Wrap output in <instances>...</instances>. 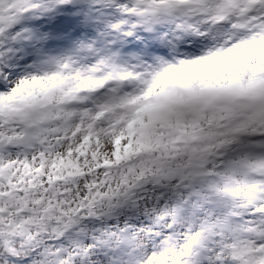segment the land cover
<instances>
[{
    "label": "snow or ice",
    "instance_id": "1",
    "mask_svg": "<svg viewBox=\"0 0 264 264\" xmlns=\"http://www.w3.org/2000/svg\"><path fill=\"white\" fill-rule=\"evenodd\" d=\"M0 264H264V0H0Z\"/></svg>",
    "mask_w": 264,
    "mask_h": 264
}]
</instances>
